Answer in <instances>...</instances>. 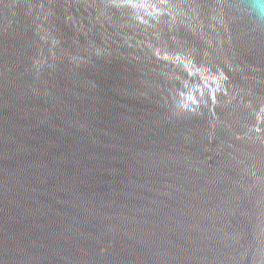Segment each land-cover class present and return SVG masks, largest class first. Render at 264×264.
<instances>
[{
	"label": "water",
	"instance_id": "obj_1",
	"mask_svg": "<svg viewBox=\"0 0 264 264\" xmlns=\"http://www.w3.org/2000/svg\"><path fill=\"white\" fill-rule=\"evenodd\" d=\"M0 264H264V5L0 0Z\"/></svg>",
	"mask_w": 264,
	"mask_h": 264
},
{
	"label": "clouds",
	"instance_id": "obj_2",
	"mask_svg": "<svg viewBox=\"0 0 264 264\" xmlns=\"http://www.w3.org/2000/svg\"><path fill=\"white\" fill-rule=\"evenodd\" d=\"M259 3L261 5H264V0H259ZM130 6L135 8V9H138V10L139 9L144 10L145 15H149V16H154L157 14H160V15L163 14V11L160 8H157L155 5H148L146 3H132V4H130ZM210 83L216 84L217 87H219V83H218L217 79L210 78ZM188 99H192L193 103H195V100L191 96H189Z\"/></svg>",
	"mask_w": 264,
	"mask_h": 264
}]
</instances>
